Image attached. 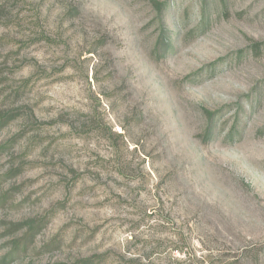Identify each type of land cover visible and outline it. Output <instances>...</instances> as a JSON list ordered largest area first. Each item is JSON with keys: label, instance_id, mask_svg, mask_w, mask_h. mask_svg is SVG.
I'll return each instance as SVG.
<instances>
[{"label": "rangeland", "instance_id": "1", "mask_svg": "<svg viewBox=\"0 0 264 264\" xmlns=\"http://www.w3.org/2000/svg\"><path fill=\"white\" fill-rule=\"evenodd\" d=\"M2 116L0 264H264V0H0Z\"/></svg>", "mask_w": 264, "mask_h": 264}, {"label": "trees", "instance_id": "2", "mask_svg": "<svg viewBox=\"0 0 264 264\" xmlns=\"http://www.w3.org/2000/svg\"><path fill=\"white\" fill-rule=\"evenodd\" d=\"M205 14H206V9L203 8V10H202L203 21H204V19H205ZM5 120H6V118L3 117V116L0 118V126H1L2 124H5Z\"/></svg>", "mask_w": 264, "mask_h": 264}]
</instances>
